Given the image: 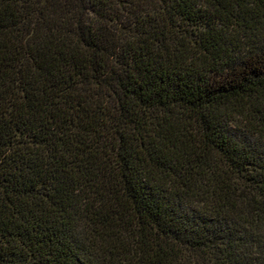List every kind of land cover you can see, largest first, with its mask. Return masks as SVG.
Segmentation results:
<instances>
[{
  "label": "trees",
  "instance_id": "1",
  "mask_svg": "<svg viewBox=\"0 0 264 264\" xmlns=\"http://www.w3.org/2000/svg\"><path fill=\"white\" fill-rule=\"evenodd\" d=\"M0 264H264V0H0Z\"/></svg>",
  "mask_w": 264,
  "mask_h": 264
}]
</instances>
